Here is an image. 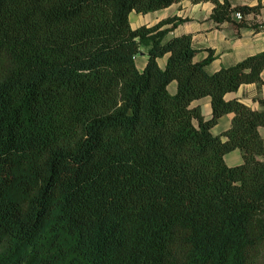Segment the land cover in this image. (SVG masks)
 <instances>
[{"label": "trees", "instance_id": "trees-1", "mask_svg": "<svg viewBox=\"0 0 264 264\" xmlns=\"http://www.w3.org/2000/svg\"><path fill=\"white\" fill-rule=\"evenodd\" d=\"M178 1L0 0V264H264V109L228 97L264 50L209 72L181 18L132 26Z\"/></svg>", "mask_w": 264, "mask_h": 264}, {"label": "crops", "instance_id": "crops-1", "mask_svg": "<svg viewBox=\"0 0 264 264\" xmlns=\"http://www.w3.org/2000/svg\"><path fill=\"white\" fill-rule=\"evenodd\" d=\"M234 4H247L250 6H258L257 11L250 12L245 15V24L236 26L234 22L226 21L217 24L210 17L214 3L211 1H201L194 3L191 0H181L174 2L166 8H162L143 15L156 13L154 20L137 22L134 24L132 14L130 13V21L133 27L141 24H154L168 17H178L182 20L170 32V35L191 33L194 47L197 48L195 55L196 60H202L207 57L209 49L213 50L214 58L207 65V70L213 72L221 67L230 66L245 57L264 50V0L261 3L258 0H232ZM260 3V4H259ZM142 14V13H138ZM234 18L238 20L235 16ZM166 24L165 26H170ZM141 61L138 67L142 69L147 61L146 54H140ZM137 60V58H136ZM161 65L165 64V59L160 60ZM262 84L255 82L245 83L234 92L228 94V97H238L241 101L256 109H264L259 98L264 97V70L262 71ZM170 89H175V83L170 85ZM194 103L200 104L205 116H209L212 112L211 99L206 96L196 100ZM233 113L223 115L219 122L213 127V132L219 134L222 130L227 129L231 125ZM260 132L264 138V127H260ZM225 160L229 165L232 161L240 164L243 161L242 153L239 149L232 150L225 155ZM242 160V161H241ZM230 161V162H229Z\"/></svg>", "mask_w": 264, "mask_h": 264}, {"label": "rangeland", "instance_id": "rangeland-1", "mask_svg": "<svg viewBox=\"0 0 264 264\" xmlns=\"http://www.w3.org/2000/svg\"><path fill=\"white\" fill-rule=\"evenodd\" d=\"M156 13H151V14H147V15H143V14H138V13H134L132 14V20L134 24H138L137 22H141L143 21H147V20H154L155 19V15ZM137 63L140 65V61H141V56L138 55L137 57ZM242 161V160H241ZM230 162V161H229ZM230 164H237L236 161H232Z\"/></svg>", "mask_w": 264, "mask_h": 264}, {"label": "built area", "instance_id": "built-area-1", "mask_svg": "<svg viewBox=\"0 0 264 264\" xmlns=\"http://www.w3.org/2000/svg\"><path fill=\"white\" fill-rule=\"evenodd\" d=\"M235 17H236L237 19H240V18L242 17L241 12L237 11V12L235 13Z\"/></svg>", "mask_w": 264, "mask_h": 264}]
</instances>
